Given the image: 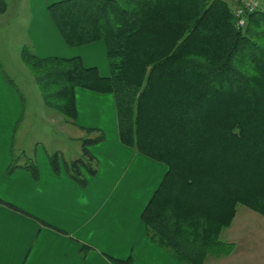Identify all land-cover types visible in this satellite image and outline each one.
Returning <instances> with one entry per match:
<instances>
[{
  "label": "trees",
  "instance_id": "trees-1",
  "mask_svg": "<svg viewBox=\"0 0 264 264\" xmlns=\"http://www.w3.org/2000/svg\"><path fill=\"white\" fill-rule=\"evenodd\" d=\"M231 0H63L49 15L70 48L103 42L110 75L81 57L40 58L24 48L46 107L76 126L75 91L114 96L123 145L167 173L143 212L152 241L182 264L231 253L220 237L237 208L264 217V8L236 28ZM8 10L0 0V14ZM83 156L65 163L86 187L97 173L85 129ZM60 155H50L55 174ZM14 156L9 172L20 168ZM34 178L38 168L23 166ZM8 205V204H7ZM11 206V205H9ZM86 246L82 251L87 253ZM134 264L132 258H110Z\"/></svg>",
  "mask_w": 264,
  "mask_h": 264
},
{
  "label": "crops",
  "instance_id": "crops-1",
  "mask_svg": "<svg viewBox=\"0 0 264 264\" xmlns=\"http://www.w3.org/2000/svg\"><path fill=\"white\" fill-rule=\"evenodd\" d=\"M31 18L28 39L38 57H81L86 67H97L103 77L110 75L103 42L70 48L48 11L32 13ZM11 40L13 46L17 39ZM75 95L77 125L66 124L79 130L77 140L83 154V139L98 136L85 129H97L105 135L103 142L88 146L97 173L89 176L82 170L87 186H80L65 170V163L81 157L66 160L58 150L50 152L38 144L34 157L27 156L25 164L18 162L21 167L10 173L14 140L25 107L17 86L0 66V264H112L110 258H132L134 264H182L151 240L142 219L167 167L150 163L155 161L121 143L113 95L81 88ZM55 153L60 155L59 174L54 173L49 161ZM31 162L38 168L37 178L23 168ZM242 207L241 212L237 208L231 227L220 237L233 246L231 253L210 255L205 264H264V231L257 235L246 232L250 219L264 222L263 216ZM84 246L87 253L82 251Z\"/></svg>",
  "mask_w": 264,
  "mask_h": 264
},
{
  "label": "rangeland",
  "instance_id": "rangeland-1",
  "mask_svg": "<svg viewBox=\"0 0 264 264\" xmlns=\"http://www.w3.org/2000/svg\"><path fill=\"white\" fill-rule=\"evenodd\" d=\"M230 1L228 0V2ZM56 2L60 1L51 0L46 3L44 0L34 2L8 0V12L0 14V22L3 23L1 28L3 33L0 35V66L17 86L25 107L24 118L17 129L14 140V153L18 158L17 162L24 164L27 156L34 157L37 144L50 152L58 150L66 160L83 156L82 144L77 140L80 135L79 130L66 124V118L46 107L34 75L22 58V51L26 47L35 52L28 39L31 14L42 12V10L47 13L48 6ZM13 37L17 40H13L14 45L12 46L11 39ZM94 55L98 58V50ZM72 137L76 140H73ZM150 163L156 165L158 162L150 160ZM152 171L153 169L149 168L150 175L153 174ZM243 209L242 206H239V212ZM250 222L247 229L245 228L247 233L257 235L264 231V222H260V219L258 221L250 219Z\"/></svg>",
  "mask_w": 264,
  "mask_h": 264
},
{
  "label": "built area",
  "instance_id": "built-area-1",
  "mask_svg": "<svg viewBox=\"0 0 264 264\" xmlns=\"http://www.w3.org/2000/svg\"><path fill=\"white\" fill-rule=\"evenodd\" d=\"M235 4L234 16L236 28L244 30L247 26L248 16L264 8V0H232Z\"/></svg>",
  "mask_w": 264,
  "mask_h": 264
}]
</instances>
